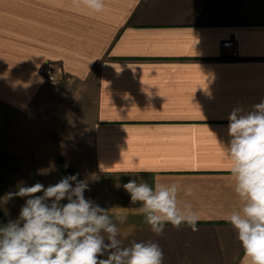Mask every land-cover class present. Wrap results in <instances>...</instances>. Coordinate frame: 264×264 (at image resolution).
<instances>
[{
	"label": "crops",
	"instance_id": "0c3cea01",
	"mask_svg": "<svg viewBox=\"0 0 264 264\" xmlns=\"http://www.w3.org/2000/svg\"><path fill=\"white\" fill-rule=\"evenodd\" d=\"M262 100L264 0H105L102 13L0 0V173L13 165L16 190L79 173L85 197L124 220V245L156 242L163 264H242L225 220L241 202L218 141L234 108ZM130 179L179 185L198 231L154 234Z\"/></svg>",
	"mask_w": 264,
	"mask_h": 264
},
{
	"label": "clouds",
	"instance_id": "9594fccd",
	"mask_svg": "<svg viewBox=\"0 0 264 264\" xmlns=\"http://www.w3.org/2000/svg\"><path fill=\"white\" fill-rule=\"evenodd\" d=\"M74 3L92 13L105 9V0ZM228 120L229 140L218 143L241 207L225 220L235 229L244 251L242 264H264V100L250 111L234 108ZM78 176H64L47 187L40 182L21 184L0 198L3 203L26 198L18 218L0 225V264H163L164 252L156 242L124 245L118 227L124 220L117 221L108 209L87 199L85 192L90 189ZM123 188L132 204H140V213L157 236L164 234L166 224L198 231L201 216L190 203L178 199L179 185L152 187L130 179ZM185 194L191 195V189Z\"/></svg>",
	"mask_w": 264,
	"mask_h": 264
},
{
	"label": "rangeland",
	"instance_id": "374dc122",
	"mask_svg": "<svg viewBox=\"0 0 264 264\" xmlns=\"http://www.w3.org/2000/svg\"><path fill=\"white\" fill-rule=\"evenodd\" d=\"M13 165L10 164V169H7L6 174L0 173V198H3L6 196L9 192L16 191V186L19 183V176L12 173ZM6 189V190H4ZM16 200H20L19 197L13 198L11 200H8L7 203L0 202V210H2L5 214L8 211V209L13 208V204ZM0 225H4V223L0 220Z\"/></svg>",
	"mask_w": 264,
	"mask_h": 264
},
{
	"label": "trees",
	"instance_id": "16d2710c",
	"mask_svg": "<svg viewBox=\"0 0 264 264\" xmlns=\"http://www.w3.org/2000/svg\"><path fill=\"white\" fill-rule=\"evenodd\" d=\"M86 193V192H85ZM64 202H67V201H64ZM0 218L2 219L3 222H5V218H4V215L3 213L0 211Z\"/></svg>",
	"mask_w": 264,
	"mask_h": 264
}]
</instances>
